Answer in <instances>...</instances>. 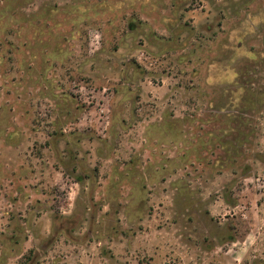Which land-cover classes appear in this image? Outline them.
I'll use <instances>...</instances> for the list:
<instances>
[{"label":"rangeland","instance_id":"obj_1","mask_svg":"<svg viewBox=\"0 0 264 264\" xmlns=\"http://www.w3.org/2000/svg\"><path fill=\"white\" fill-rule=\"evenodd\" d=\"M0 264H264V0H0Z\"/></svg>","mask_w":264,"mask_h":264}]
</instances>
